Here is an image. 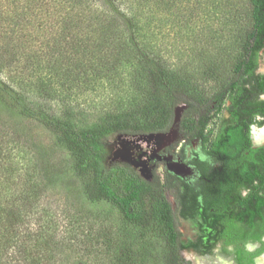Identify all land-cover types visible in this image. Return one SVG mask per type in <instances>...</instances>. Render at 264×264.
<instances>
[{
	"label": "trees",
	"instance_id": "obj_1",
	"mask_svg": "<svg viewBox=\"0 0 264 264\" xmlns=\"http://www.w3.org/2000/svg\"><path fill=\"white\" fill-rule=\"evenodd\" d=\"M205 1L0 0V114L30 119L50 130L58 145L69 152L86 195L109 200L141 231L137 242L120 245L114 264H188L181 255L174 211L165 196L175 183L163 181L156 172L146 180L136 168L113 158L122 136L165 132L178 106H187L180 132L201 136L219 164L214 172L207 168L202 172L205 185L200 196L205 203L220 197L229 185V196L240 206L236 217L252 225L254 199L264 201V168L240 166L243 160L254 159L255 151H264V145L251 147L250 138V125L264 123V72L258 71L264 57V0H247L246 24L234 30L233 39L218 48L214 59L191 70L183 59L170 60L173 50L161 43L162 29L166 21L177 18L183 2L197 10ZM206 3L216 10L220 5L229 9L227 19L234 22L233 0ZM120 67L130 70L134 96L129 109L122 114L107 111L90 125L76 123L66 97L57 92L75 85L79 76L88 82V74L115 73ZM205 84L210 87L207 91ZM32 94L56 99L65 110L56 114L34 106L27 100ZM221 108L226 113L216 128L207 129ZM4 157L0 142V264H47V256H52L47 245L34 240L33 232L21 231L20 200L13 197L10 207L2 202L14 174V168H2ZM258 157L264 164V154ZM31 199L23 205L28 206ZM247 239L239 245L235 242L247 256L241 264L264 251L261 235L252 238L261 244L254 251L244 249Z\"/></svg>",
	"mask_w": 264,
	"mask_h": 264
},
{
	"label": "rangeland",
	"instance_id": "obj_2",
	"mask_svg": "<svg viewBox=\"0 0 264 264\" xmlns=\"http://www.w3.org/2000/svg\"><path fill=\"white\" fill-rule=\"evenodd\" d=\"M206 2L198 5L197 10L183 2L177 18L173 22L166 21L162 29L165 37L161 43L167 50H173L169 53L170 60L183 59L191 70L214 59L218 48L227 46L233 39L234 30L248 21L247 0H233L234 22L227 19L229 9L220 5L221 9L216 10ZM129 71V68L120 67L115 73L88 74V82H82L83 76H79L75 85L62 89L57 95L66 97L69 114L76 123L90 125L107 111L122 114L129 109L134 96ZM259 71L264 72V57L260 60ZM24 78L28 79L26 74ZM203 88L209 90V84ZM27 100L51 113L59 114L65 110L64 104L56 99L48 101L32 94ZM224 114L223 108L218 110L207 129L215 128ZM263 131L264 126L254 127V137ZM0 134L5 153L2 168H14L5 192L1 191L6 198L2 202L10 207L15 202L13 197L20 200L19 212L24 220L21 231L33 232L34 240L41 239V246L47 245L45 248L52 255L47 256V264H114L121 244L139 240L141 231L125 220L109 200L86 195L69 152L58 145L50 130L33 120L3 112L0 114ZM154 138V135L122 136L121 140L129 141L137 149L148 150L151 146L146 148L145 144H152ZM194 145H197L196 141ZM157 173L160 175L161 171L157 170ZM29 195L32 199L25 207L23 203ZM165 196L173 206V192H166ZM181 255L188 264H206L185 251Z\"/></svg>",
	"mask_w": 264,
	"mask_h": 264
},
{
	"label": "flooded vegetation",
	"instance_id": "obj_3",
	"mask_svg": "<svg viewBox=\"0 0 264 264\" xmlns=\"http://www.w3.org/2000/svg\"><path fill=\"white\" fill-rule=\"evenodd\" d=\"M224 111L226 113L225 109ZM256 119L260 117L257 116ZM180 121L181 116L179 121L172 123L165 132L154 134L152 144H145L146 148L151 146L148 150L137 149L129 141L119 140L113 158L120 164L136 168L139 174L140 168L148 169L151 179L159 170L163 181L167 178L169 182L175 183L167 192H173L174 204L171 207L176 229L180 234L181 252L190 253L206 264H241L240 262L247 260V256H243L236 246L240 244L241 239L249 238L243 244L244 249L248 251H254L261 246L259 241L252 239L254 236L261 235L264 240V201L254 199V207H251L253 216L250 217L252 225L236 217L235 213L240 206L235 198L229 196V185L220 197L211 198L207 201L208 204L205 203L204 198L200 196L205 185L202 172L206 168L213 171L219 164L214 155L205 149L201 136H184L180 132ZM262 126L264 123L261 126L255 123L250 125L253 148L264 145V131L258 139L253 135L254 127ZM167 131H170L168 135ZM194 141L197 142L196 146ZM146 151L149 153L146 154ZM261 153L264 154V151H255V158L243 160L241 168H264L263 159L258 157ZM241 193L246 194L247 190L242 188ZM229 237H233L234 241H229ZM263 253L264 251L253 256L248 264H264Z\"/></svg>",
	"mask_w": 264,
	"mask_h": 264
},
{
	"label": "water",
	"instance_id": "obj_4",
	"mask_svg": "<svg viewBox=\"0 0 264 264\" xmlns=\"http://www.w3.org/2000/svg\"><path fill=\"white\" fill-rule=\"evenodd\" d=\"M186 105H182V106H178L174 109V120L173 123H177L180 119L181 116V112L186 108ZM140 174L142 175V177H144L146 180H150L151 179V174L149 172L148 169L146 168H140ZM264 255V253L262 254ZM261 255V256H262ZM264 263V261H263Z\"/></svg>",
	"mask_w": 264,
	"mask_h": 264
},
{
	"label": "bare ground",
	"instance_id": "obj_5",
	"mask_svg": "<svg viewBox=\"0 0 264 264\" xmlns=\"http://www.w3.org/2000/svg\"><path fill=\"white\" fill-rule=\"evenodd\" d=\"M260 135V134H259ZM257 139L259 138V136L256 137Z\"/></svg>",
	"mask_w": 264,
	"mask_h": 264
}]
</instances>
